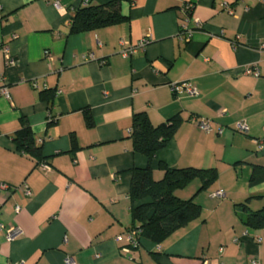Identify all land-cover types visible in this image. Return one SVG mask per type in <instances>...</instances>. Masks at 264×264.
Masks as SVG:
<instances>
[{"label": "crops", "instance_id": "crops-1", "mask_svg": "<svg viewBox=\"0 0 264 264\" xmlns=\"http://www.w3.org/2000/svg\"><path fill=\"white\" fill-rule=\"evenodd\" d=\"M109 1L0 0V264H264V228L244 222L264 206V0H121V22L70 32L77 8ZM140 112L153 125L179 118L151 161L133 147ZM23 125L40 160L15 144ZM147 165L155 180L163 166L215 178L174 191L200 206L198 217L126 255L132 174ZM11 227L19 232L9 239Z\"/></svg>", "mask_w": 264, "mask_h": 264}, {"label": "trees", "instance_id": "trees-1", "mask_svg": "<svg viewBox=\"0 0 264 264\" xmlns=\"http://www.w3.org/2000/svg\"><path fill=\"white\" fill-rule=\"evenodd\" d=\"M120 1L87 3L77 8L70 19V32L78 33L121 22L124 16L119 9ZM178 124L179 118L171 117L165 122L153 125L146 113H135L131 127L134 150L144 154L151 161L155 153L173 136ZM14 141L19 150L41 159V149L35 145L28 125H23L16 131ZM163 171L162 178L155 180L149 165L134 169L129 193L131 202L138 203L132 210L134 224L131 228L140 229L141 238L146 237L155 242L200 214V206L192 199L182 200L176 197L175 189L184 186L196 176L205 183L215 178V171L210 168L172 169L163 166ZM244 222L250 228H264V206L257 211L248 212Z\"/></svg>", "mask_w": 264, "mask_h": 264}, {"label": "built area", "instance_id": "built-area-1", "mask_svg": "<svg viewBox=\"0 0 264 264\" xmlns=\"http://www.w3.org/2000/svg\"><path fill=\"white\" fill-rule=\"evenodd\" d=\"M84 4H87V3L85 2ZM54 5H58V3L55 2ZM196 26H198L197 23H196ZM193 32H194V29L189 27V24L187 22H185L180 27L179 36L181 37L182 40L188 41L192 37ZM147 42H148L147 38H142L137 43V46H144ZM132 51H133V48L123 49L122 54L126 55ZM6 63L7 64H14L13 59L7 53H6ZM245 72L252 74L256 77L259 76V74H260L259 70L256 67H251V68L249 67V68L245 69ZM185 90L190 97L196 96L198 94L197 88L192 84H187L185 86ZM0 93L3 95H6L7 94L6 88L0 89ZM225 112L226 111L223 110V113H225ZM192 121L195 123V125L201 131H203L205 133L210 132L212 129L211 128V121L207 118L192 117ZM235 130L245 134L248 132V126L246 125V123L244 121H239L235 124ZM218 131L220 132L221 129H219ZM38 166L44 172H48L51 170L50 166L48 164H46L45 162L39 163ZM4 186H6V185H4ZM24 190H25V193L29 194V189L27 186L24 187ZM211 195L214 197H222V196H224V193L221 190H216L213 193H211ZM20 209L21 208L19 206L15 207L16 212H19ZM18 232H19V229L17 227H11V228L7 229V231H6L7 237L9 239H11L15 235H17ZM123 237H124L123 238L124 244L121 247V250L126 255H129L130 249L133 247H137L139 245L140 240H141V231L138 228H129L128 230L125 231ZM13 264H21V263L17 262V263H13ZM65 264H76V262L72 259V257L67 256V257H65Z\"/></svg>", "mask_w": 264, "mask_h": 264}]
</instances>
